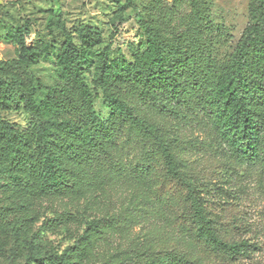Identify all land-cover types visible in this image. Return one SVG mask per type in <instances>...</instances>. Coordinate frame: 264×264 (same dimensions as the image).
<instances>
[{
	"label": "rangeland",
	"instance_id": "obj_1",
	"mask_svg": "<svg viewBox=\"0 0 264 264\" xmlns=\"http://www.w3.org/2000/svg\"><path fill=\"white\" fill-rule=\"evenodd\" d=\"M200 6L193 12L189 0H0V82H6L0 85V120L30 137L28 149L33 154L36 131L49 118L36 108L50 90L73 85L58 65L65 36L81 48V34L88 29L100 35V43L80 73L102 120L110 112L98 82L101 57L132 62V55L146 48L148 28L158 26L155 31L166 46H173L179 37L188 47L202 40L218 71L247 25L248 0H203ZM17 30L24 35V44L35 50L36 64L19 60ZM111 90L126 96L130 84L119 80ZM28 101L33 111L27 110ZM183 111L187 120L183 114L149 115L188 159L223 240L248 239L257 245L251 260L225 262L192 237L189 222L176 217L182 212L180 190L170 185L161 193L153 192L161 165L146 162L147 149L132 135L128 146L103 155L104 162L95 171L99 173L91 171L80 184L76 163L58 149L63 165L74 174L63 192L20 188L12 177L24 176L25 182L33 177L11 166L9 155L0 152V166L6 172L0 173V264H49L47 259L72 247L97 220L108 227L92 238L80 264H159L158 255H165L166 264H264V153L253 162L232 157L228 137L212 126L205 111ZM72 120L89 128L83 111ZM262 140L264 146V135ZM39 159L36 156L37 163ZM150 163L152 174L141 177L137 169L147 170ZM150 187L152 191L147 190Z\"/></svg>",
	"mask_w": 264,
	"mask_h": 264
},
{
	"label": "trees",
	"instance_id": "obj_2",
	"mask_svg": "<svg viewBox=\"0 0 264 264\" xmlns=\"http://www.w3.org/2000/svg\"><path fill=\"white\" fill-rule=\"evenodd\" d=\"M202 2L189 0V8L198 11ZM157 27L148 28L146 48L135 52L132 62H108L107 55H102L98 82L110 112L106 120L95 113L93 96L80 73L83 62L93 56L92 49L100 43V35L88 29L81 34V48L66 35L58 65L63 76L72 82V88L50 90L36 108L40 116L49 118L36 131L38 145L33 154L28 149L30 137L0 120L1 155H9L11 166L33 177L32 182H25L24 176L12 177L20 188L44 194L52 190L63 192L70 188L74 174L63 165L58 149H64L76 163L80 184L89 178L91 171L99 173L95 171L104 162L103 155L116 153L117 146L122 149L130 144L132 135L137 136L139 144L149 151L143 154L146 162L160 164L162 168L155 178L158 188L147 190L161 193L170 185L177 187L182 194V212L176 217L189 222L197 242L225 262L251 260L257 245L248 239L223 240L189 169L188 159L149 113L157 112L162 117L183 114L182 119L187 120V113H181L183 108L189 112L201 108L212 126L228 137L232 157L245 162L259 161L264 153V0H248L247 25L227 64L218 71L214 70L215 62L206 54L202 40L191 44V48L184 46L179 37L173 46H166L155 31ZM14 42L20 45L22 63H37L35 50L24 44L21 31H15ZM119 80L130 84L128 95L111 90ZM26 108L33 111L34 106L28 101ZM79 111L84 112L88 129L72 120ZM36 156L40 157L39 163ZM137 170L141 177H149L153 172L151 163L147 170ZM0 173H6L1 166ZM107 227L101 220L90 222L72 247L47 262L82 263L90 251L92 238L104 233ZM167 262L165 255H158L159 264Z\"/></svg>",
	"mask_w": 264,
	"mask_h": 264
}]
</instances>
